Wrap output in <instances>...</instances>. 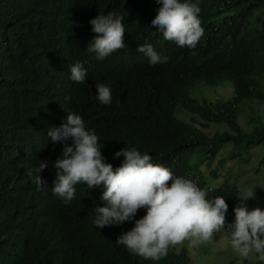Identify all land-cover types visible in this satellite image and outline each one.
Wrapping results in <instances>:
<instances>
[{
  "label": "trees",
  "instance_id": "obj_1",
  "mask_svg": "<svg viewBox=\"0 0 264 264\" xmlns=\"http://www.w3.org/2000/svg\"><path fill=\"white\" fill-rule=\"evenodd\" d=\"M8 1L0 0V207L7 209L0 213V264H190L186 249L175 245L153 261L115 243L133 224L96 228V191L68 204L54 197L52 162L62 146L47 140L46 129L64 110L80 114L86 128L98 135L106 162L114 161L113 153L124 147L147 152L154 164L204 189L206 198L224 197L226 222H231L238 186L210 187L202 166L212 168L226 143L232 146L217 167L250 164L254 151H264L262 115H241L245 106L253 111L255 103H264V30L256 25L261 19L264 23V0H193L200 7L203 28L194 48L178 47L150 25L156 0ZM59 4L68 5L74 13L70 18L77 19L76 61L85 67L86 81L55 92L51 84L42 83V73L29 61L35 57L32 31L54 6L61 8ZM109 11L123 18L124 47L97 60L85 50L95 35L88 20ZM146 42L166 55L167 62L150 66L137 52ZM227 81L234 87L229 99L211 103L189 94L197 83L216 88ZM96 83L110 84V104L95 99ZM179 106V113L197 117L183 121L176 116ZM244 118L245 127L240 123ZM192 119L201 121L196 125ZM210 123L226 124L229 131L206 135L199 130ZM40 160L49 162L40 173L49 187L37 190L28 169ZM210 174L217 172L212 169ZM143 214L138 209L135 218Z\"/></svg>",
  "mask_w": 264,
  "mask_h": 264
},
{
  "label": "clouds",
  "instance_id": "obj_2",
  "mask_svg": "<svg viewBox=\"0 0 264 264\" xmlns=\"http://www.w3.org/2000/svg\"><path fill=\"white\" fill-rule=\"evenodd\" d=\"M156 4V15L150 25L178 47L194 48L203 33L198 3L156 0ZM73 14L68 5L54 6L32 31L35 57L29 63L42 73V83L46 87L51 84L55 92L60 87L86 81V69L79 60L76 61L77 19L70 18ZM122 19L121 15L111 11L90 18V31L95 35L85 46L86 52L103 60L123 48ZM5 27L6 33L10 34L8 26ZM137 52L147 57L150 66L168 60L147 42L138 45ZM95 88L94 96L99 103L108 105L112 102L110 84L96 83ZM64 112H67L66 117H57L46 129L51 142L62 146L52 162L56 172L51 194L68 204L85 196L89 190L96 191L97 196L92 200L96 206L92 224L96 228L126 221L133 224L117 236L115 243L123 245L130 254L155 261L164 257L171 245L187 239L189 246H195L209 241L214 233L224 231L239 257L247 258L250 253H255L257 259L264 262V208H249L245 201L250 196L233 206L232 220L226 222L228 204L224 197L206 198L204 189L190 179L174 175L168 167L154 164L147 152L136 147L115 151V160L111 162L114 165L106 162L95 131L86 128L80 114ZM48 164L47 160H40L38 166L28 170L37 190L49 187L40 175ZM212 169L215 168L212 166ZM81 188H86L85 192L80 191ZM138 209H143L144 214L135 218ZM6 210L0 207L2 216Z\"/></svg>",
  "mask_w": 264,
  "mask_h": 264
},
{
  "label": "rangeland",
  "instance_id": "obj_3",
  "mask_svg": "<svg viewBox=\"0 0 264 264\" xmlns=\"http://www.w3.org/2000/svg\"><path fill=\"white\" fill-rule=\"evenodd\" d=\"M256 25L260 31L264 30L262 19L256 22ZM189 94L198 98L200 101L205 100L215 103L219 98L229 99L232 97L234 95V87L229 81L216 88L209 87L200 82L191 89ZM252 107L253 111H250L248 107L245 106V112H242L241 115L245 117L248 113L254 114L256 112L257 114H261L264 120V103H255ZM180 110H182V108L179 106L176 110V116H180L183 121L190 120L191 116L197 117V115H189L185 111L179 113ZM192 121H195L197 125L201 119H192ZM240 123L245 127L246 118L240 120ZM248 128H250V126H248ZM199 130L206 135H214L215 133L229 131V127L226 124L210 123L209 127L200 128ZM231 146L232 145L228 143L224 144L212 164L218 171L217 177L210 176L212 168L206 163L202 166L205 177L208 176L206 180L209 186L220 188L223 186L236 185L240 190L236 204L245 196H250L245 201L249 208H264V162H262L264 151L260 149L254 151L250 164L238 165L236 162H229L224 166L217 167L219 159L228 153ZM175 247L177 250L180 248L186 249L191 257L190 264H245V260L252 264H256L258 260L257 254L255 253H250L247 258L239 257L231 248L229 237L224 231L214 233L209 241L199 243L195 246H189V241L185 239L175 244Z\"/></svg>",
  "mask_w": 264,
  "mask_h": 264
},
{
  "label": "bare ground",
  "instance_id": "obj_4",
  "mask_svg": "<svg viewBox=\"0 0 264 264\" xmlns=\"http://www.w3.org/2000/svg\"><path fill=\"white\" fill-rule=\"evenodd\" d=\"M7 2H9L8 0H7ZM15 2H17V0H15ZM0 39H1V37H0ZM66 105V104H65ZM67 106V105H66ZM59 110V109H58ZM65 115H67V112L65 113L64 111L59 115V116H57V117H62V116H65ZM47 140H49V142H51V140L50 139H47ZM52 145V144H51ZM9 157V156H8ZM29 170V169H28Z\"/></svg>",
  "mask_w": 264,
  "mask_h": 264
}]
</instances>
